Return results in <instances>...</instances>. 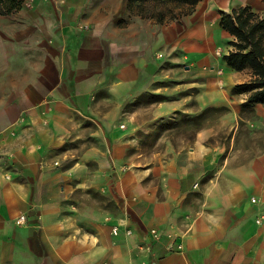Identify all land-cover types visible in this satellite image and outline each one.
<instances>
[{"label": "crops", "instance_id": "crops-1", "mask_svg": "<svg viewBox=\"0 0 264 264\" xmlns=\"http://www.w3.org/2000/svg\"><path fill=\"white\" fill-rule=\"evenodd\" d=\"M245 7L264 16V0H26L0 16V264H264V104L259 142L208 128L149 155L153 130L126 110L183 69L202 108L235 120L254 76L228 66L222 19Z\"/></svg>", "mask_w": 264, "mask_h": 264}, {"label": "rangeland", "instance_id": "rangeland-1", "mask_svg": "<svg viewBox=\"0 0 264 264\" xmlns=\"http://www.w3.org/2000/svg\"><path fill=\"white\" fill-rule=\"evenodd\" d=\"M221 72L222 70H218L219 76ZM181 74L180 79H177L176 83H171L169 89L160 94L161 96L148 95L138 102L126 106L129 113H138V122L142 127L153 130V133L148 134L139 131L140 153L149 155L153 151H160L163 144L162 140L166 138L176 144H193L197 133L208 128H213L217 132L215 139L222 143L229 142L236 128L239 129L240 133L246 127L251 129V135L254 137L252 141H260L262 135L258 130L259 120L256 113L258 104L251 108L246 107L247 103H244L240 107L237 118L232 120L230 118L232 112L230 106L202 108L200 103L196 101V96L200 93L199 89L187 87L191 78L183 69ZM184 76L187 77L184 78ZM237 94L242 93L234 88L232 95ZM244 94L251 95L252 92H244ZM133 125V122L130 125L124 123L122 128L127 126V129H130ZM129 153L134 155L138 151H130Z\"/></svg>", "mask_w": 264, "mask_h": 264}, {"label": "trees", "instance_id": "trees-1", "mask_svg": "<svg viewBox=\"0 0 264 264\" xmlns=\"http://www.w3.org/2000/svg\"><path fill=\"white\" fill-rule=\"evenodd\" d=\"M26 0H0V16L11 15L19 11ZM196 4L198 0H171ZM222 27L235 41L230 45L235 49L225 60L228 66L236 71L250 68L254 79L247 84L237 86L241 93L252 92L246 107L264 104V16L258 15L250 7L225 14ZM159 97V96H155Z\"/></svg>", "mask_w": 264, "mask_h": 264}, {"label": "built area", "instance_id": "built-area-1", "mask_svg": "<svg viewBox=\"0 0 264 264\" xmlns=\"http://www.w3.org/2000/svg\"><path fill=\"white\" fill-rule=\"evenodd\" d=\"M122 127H124V126H122ZM18 222H20V223H21V222H25V217L22 216ZM118 233H119V227H114V228H113V234H114V235H117ZM128 233H131V231L128 230ZM152 234L154 235V237H155L156 239H159V238H160L159 232H158L157 230H153V231H152Z\"/></svg>", "mask_w": 264, "mask_h": 264}]
</instances>
